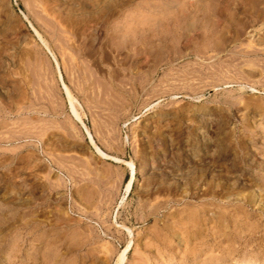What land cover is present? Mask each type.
Masks as SVG:
<instances>
[{
    "label": "rangeland",
    "instance_id": "1",
    "mask_svg": "<svg viewBox=\"0 0 264 264\" xmlns=\"http://www.w3.org/2000/svg\"><path fill=\"white\" fill-rule=\"evenodd\" d=\"M0 264H264V0H0Z\"/></svg>",
    "mask_w": 264,
    "mask_h": 264
},
{
    "label": "bare ground",
    "instance_id": "2",
    "mask_svg": "<svg viewBox=\"0 0 264 264\" xmlns=\"http://www.w3.org/2000/svg\"><path fill=\"white\" fill-rule=\"evenodd\" d=\"M64 87H65V90H66V94H68L67 96H69V99L71 100V101H70V104H71V107H72V111L74 112L73 114H75V116L77 117V119L81 121V119H80V117H79V115H78V113H77V111H76L75 105L73 104V103H74V101H73L74 98L72 97L69 88H68L65 84H64ZM72 101H73V102H72ZM71 102H72V103H71ZM89 136H90V135H89ZM89 138H91V141H92L93 145L97 148V150H98V151H101V150L98 148L97 144L95 143V140L93 139V137L90 136ZM94 146H93V147H94ZM95 147H94V148H95ZM103 156H105L106 158H110V159H113V160L118 161L117 158H114V157H112V156H110V155H108V154H106V153H103ZM131 165H132V164H131ZM129 248H130V246L124 251V253L121 255V257H124V255L127 253V251H128Z\"/></svg>",
    "mask_w": 264,
    "mask_h": 264
}]
</instances>
